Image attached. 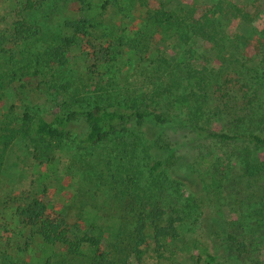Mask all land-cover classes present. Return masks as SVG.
I'll use <instances>...</instances> for the list:
<instances>
[{
  "label": "trees",
  "instance_id": "1",
  "mask_svg": "<svg viewBox=\"0 0 264 264\" xmlns=\"http://www.w3.org/2000/svg\"><path fill=\"white\" fill-rule=\"evenodd\" d=\"M93 1L61 0L72 5L76 15L45 32L41 26L32 24L28 15L34 16L49 6L47 0H27L22 4L0 0L1 6L10 9L5 18H0L5 24L2 29L0 26V61L8 58L11 82L27 79L22 88L30 87L52 104L46 110L25 105L20 118L7 117L0 125V175L16 143L29 141L34 145L32 155L38 162L37 178L31 180L29 189L9 197L4 203L14 210L13 216L20 230L15 237V230L0 222V240H14L18 247L14 250L10 243L3 245L0 241V264H145L150 243L155 244L157 258L164 259L165 253L170 251L166 242L175 244L180 240L178 227L185 222V216L179 210L174 209L168 215L160 206L151 203L153 193L162 192L165 184L174 188L186 185L177 176L185 161L177 159L168 146L164 149L158 145V141L162 142L160 136L172 129L192 128L207 139L223 145L234 144L237 148L234 157L243 177L258 185L264 180V130L249 108L255 96H250L248 86L240 84V77L233 76L230 71L242 59L254 62L255 53L251 54V49L255 47L258 55L264 46V30L257 32L250 28L241 33L234 31L230 24L235 21L249 25L259 13H249L236 0H211L209 4L202 0L191 3L188 0H158L148 5L146 0H123L127 2L129 12L137 3L146 7L140 39L129 41L124 36L116 38L112 34L113 28L109 30L104 20L111 7L114 17H118L120 11L109 6L107 0L99 7ZM7 18L12 22L8 23ZM155 33L174 35L178 44L187 49L185 63L201 62L200 70L186 67L185 80L189 84L194 82L189 93H180L183 86L178 81V74L183 71V63L178 62V55L167 57L159 52L151 54L153 60L150 61L157 75L148 77V73H144L141 77H147L150 85L135 89L127 95L125 102L120 96L124 91L114 84L89 86L83 83V78L71 76L74 53H80L86 61L102 57L105 63L116 62L123 55L124 47L141 51L149 45L148 37ZM36 37L39 40H35ZM32 40L43 41L45 50L37 54L22 51ZM199 41L205 45L201 52L195 48ZM211 54L221 67L213 63ZM16 55L22 60L16 61ZM22 62L24 65L20 66ZM172 64L176 65L175 71ZM216 71L218 74L214 75ZM163 75L168 77L167 85H164ZM173 75L177 79L172 78ZM5 78L6 74L0 75V88H4ZM28 79L35 80L36 86ZM146 87L151 90L149 93L145 92ZM8 91L12 96L11 88ZM162 100L169 106L168 110H164ZM182 105L188 110L187 122L176 120L169 110L171 107L181 109ZM223 116L231 118V128L226 132H217L203 122L205 117ZM79 122L86 127L82 138L76 137L71 130V126ZM145 129L159 137L150 140ZM127 134L134 137L135 150L144 155L143 168L148 176L144 178L148 181L144 188L140 185V177L128 169L130 186L119 191L121 206L132 215L131 225L128 226L124 218L101 216L95 206L83 208L71 219L65 208L47 200L51 190L47 183L57 178V171L51 166L56 153L72 143L95 147ZM130 164L138 169L133 162ZM19 175L24 176V173ZM190 183L196 182L191 180ZM244 184L240 182V189ZM189 191L191 198L187 201L205 238L204 243L197 238L188 242L197 251L192 255L193 264H229L234 260L239 264H264L262 240L247 233V228L252 225L248 217L240 216L245 223L238 221L224 235L211 217H205L200 198ZM148 204L150 209L147 211ZM260 204L256 227L264 223V198ZM36 246H39L38 253L28 260L12 255L13 251L27 254Z\"/></svg>",
  "mask_w": 264,
  "mask_h": 264
},
{
  "label": "rangeland",
  "instance_id": "2",
  "mask_svg": "<svg viewBox=\"0 0 264 264\" xmlns=\"http://www.w3.org/2000/svg\"><path fill=\"white\" fill-rule=\"evenodd\" d=\"M25 1L27 0H14L17 4L19 2L22 4ZM104 1L106 0H94L93 3L99 7ZM107 1H109V6H113L120 11V15L114 17V10L111 7L104 17L107 28L109 30L113 28L112 34L116 38L124 36L129 41L140 39V33L144 30L146 7L137 3L136 7L129 12L127 2L123 0ZM202 1L209 4L211 0ZM157 2L158 0H146L147 5ZM188 2L191 3L192 0H188ZM236 2L238 5L244 6L249 13L259 14L249 25L233 21L230 27L234 31L241 33L248 32L250 28L257 32H263L264 0H236ZM47 4L49 6H45L42 11L34 16L28 15L31 23L41 26L45 32L54 30L61 22L76 15L73 12L72 5L62 3L61 0H57L54 3L53 0H47ZM4 6H1L0 2V18H5L7 12L10 11L8 6ZM7 22L11 23L12 19L7 18ZM0 26L2 29L5 24L0 22ZM38 38L36 37L35 40H39ZM147 41L150 42L149 45L142 47L141 51L124 47L122 49L123 55L119 56L116 62L111 63H105L102 57L86 61L80 53L76 52L72 55L71 76L83 78V83L89 86L100 83L105 86L114 84L115 87L118 86L124 91L122 92L124 94L120 96H122L121 100L125 102L127 95L134 93L135 89L143 85H150L147 77H141L144 73L147 72L148 77L157 75L155 67L150 65V61L151 59L153 60L152 55L159 52V54L167 57L178 55V62L183 63L181 65L183 71L178 74V81L182 82L183 86L180 93H189L194 82L189 84L185 80L186 67L192 66L196 70H200L201 62L192 61V63H185L187 49L178 44L174 35H159L155 33L152 37H148ZM124 42L126 43V41ZM204 47L205 45L201 41L197 42L195 46L198 51L204 49ZM45 48L46 44L43 41L32 40L26 44L22 51L27 50L31 54H37L43 52ZM256 52L255 47L251 49V54L255 53V57L252 58L254 62L248 58L242 59L239 63L232 66L233 69H230V71L233 76L240 77V84L245 83L248 86L250 96H255V100L249 105L250 114L256 122H261V127L264 130V46L261 54L257 55ZM211 56L213 63H216V66H220L219 62L214 61L215 56L211 54L209 57ZM15 58L16 61L22 60L19 55H16ZM96 64H98L97 68L93 69ZM23 65L24 62L20 64V66ZM8 68H10L8 58L0 61V75L6 74V78L3 81L5 84L4 88H0V125L5 122L7 117L20 118L25 110V105L33 108H44L45 110L52 106L51 103L46 102L47 99L45 97H41L38 93L32 91L30 87L22 88L27 79L25 81L15 79V81L11 82V77H8ZM172 69L176 70L175 64H172ZM44 71L47 72V69ZM166 71L169 72L168 69ZM217 74L218 71L214 75ZM163 76L165 83L163 84L167 85L168 77L166 75ZM171 77L176 78L174 75ZM29 81L36 86L35 80L30 79ZM153 82L155 84L158 83L155 79ZM161 82L162 80L159 81V84ZM8 88H11L12 96L9 95ZM145 89L146 93L151 91L149 87ZM34 96L38 97L35 98ZM161 104L164 105V110H168L169 106H166L163 100ZM171 108L169 110H171L173 118L186 122L189 120L186 106L182 105L181 109L180 107L177 109ZM10 109H13V111ZM230 120L231 118L228 116L219 118L205 117L203 122L217 132H226L231 128ZM180 128L164 132L160 136L162 142L158 141V145L163 146L162 148L164 149L168 146V150L170 148L177 159L185 161L186 164L180 165L177 176L187 186L174 188L165 184L162 192H158L156 195L153 193L151 203L160 206L168 215H171L174 209L179 210L180 214L185 216V222L178 227L180 240L175 244H171L169 241L166 242L170 245V251L165 253L166 257L158 259L154 252L155 244L150 243L144 263L193 264L192 255H196L197 251L188 242L190 239L197 238L200 243H204L205 238L201 234V228L197 224L196 216L187 201V199L191 198L189 190L200 198L199 201L205 217H211L215 226L224 235L230 232L238 221L245 223L240 216L248 217L249 223L252 225L247 228V233L255 238L260 237L262 240L261 252L264 257V223L257 225V227L255 226L257 221L256 213L261 207L260 202L264 198V180L258 185L255 181L243 177V172L234 157V151H237L234 144L223 145L199 135L192 128ZM71 130L79 138H82L86 133V127L82 122L73 124ZM146 134L150 140L157 136L152 130H146ZM158 137L159 135L156 138ZM133 139L134 137L127 134L95 147L72 143L63 151L56 153L53 156L51 166L57 171V178L47 183L51 187L47 200L65 208L71 219L80 214L83 208L87 206L94 208L95 206L101 216L124 218L127 221V225H131L133 221L132 215L124 211L119 196L121 188L124 189L130 186L127 179V174H129L127 170L132 169L140 177V185L142 187L146 188L145 184L148 182L144 179L148 178L147 170L143 168L144 161L142 158L144 155L135 150L132 144ZM234 146L235 149H233ZM33 152H35L34 145L29 141L16 143L10 160L5 163L3 172L0 175V222L15 230V237L19 235L20 227L13 216L14 210L12 207L4 205V203L6 204L5 201L9 197L20 195L23 191L29 189L31 180L37 178L38 162L34 161ZM147 160L146 164L149 161ZM131 162L136 164L138 169L134 168L130 164ZM21 173H24V176H20L19 174ZM191 180H195L196 183L191 185ZM241 181L245 182L242 189H240L239 185ZM149 209L148 204L146 210L148 211ZM0 241L1 243L3 242V240ZM6 243H10L14 250L18 248L14 240L8 241L5 238L3 245H6ZM38 247L31 248L27 254L13 251L12 255L17 259L24 258L28 260L31 256H35L38 253ZM182 249H184V252H181ZM229 264L239 263L234 260V262Z\"/></svg>",
  "mask_w": 264,
  "mask_h": 264
}]
</instances>
